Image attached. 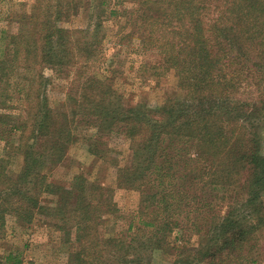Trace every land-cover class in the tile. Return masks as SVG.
Masks as SVG:
<instances>
[{
  "label": "trees",
  "instance_id": "16d2710c",
  "mask_svg": "<svg viewBox=\"0 0 264 264\" xmlns=\"http://www.w3.org/2000/svg\"><path fill=\"white\" fill-rule=\"evenodd\" d=\"M61 1L48 11L36 0L0 35V141L22 157L17 173L0 158V232L9 215L48 219L68 264H263L264 0H96L89 24L74 29L65 25L80 2ZM114 16L159 56L147 64L154 77L175 73L162 105H126L101 66ZM46 69L76 70L66 112L50 105ZM76 121L96 130L89 151L99 160L113 161L106 137L130 142L117 188L140 202L123 232L107 230L120 218L113 188L82 174L63 186L45 172L75 142ZM175 231L184 245L169 242ZM0 264L22 260L0 254Z\"/></svg>",
  "mask_w": 264,
  "mask_h": 264
},
{
  "label": "rangeland",
  "instance_id": "374dc122",
  "mask_svg": "<svg viewBox=\"0 0 264 264\" xmlns=\"http://www.w3.org/2000/svg\"><path fill=\"white\" fill-rule=\"evenodd\" d=\"M60 2L62 1L44 0L42 7L54 11L56 4ZM79 2V13L73 16L66 27L85 28L89 24L90 14L97 4L96 0ZM35 3L36 0H0V35L3 31L10 32L16 29L14 22L30 14ZM125 21L119 20L116 16L104 20L106 37L103 42L104 57L101 66L107 71L114 89L125 99L126 105L145 103L153 107L160 106L177 90L175 73L171 71L160 77L152 75V71L147 69V64L158 62L159 56L154 50L144 51L139 33H134V27L126 25ZM92 69L94 70V66ZM75 73L74 69L61 75L49 69L45 70V75L50 79L47 95L51 107L57 113L66 112L71 108L67 99L76 80ZM30 86L28 81L22 85L26 90ZM23 101H17V108L20 109L16 111L21 116L22 111L19 110L25 105ZM74 126L75 142L63 161L56 166L48 165L45 172L51 182L63 186H69L75 175L82 174L90 181L113 188L115 201L120 209V218L117 221L113 220L107 230L112 233L123 232L127 229L140 202L138 192L117 188V163L124 166L130 160V142L123 136L106 137L104 140L112 149L113 161H102L89 151L91 137L96 130L80 121H76ZM260 136L264 154V127L260 130ZM13 148V145L8 147L6 142L0 141V158H6L7 168L17 173L22 165V157ZM185 240L186 235L179 231H175L169 238L173 246H182ZM190 240L193 245L198 244L196 236ZM9 253L19 254L22 264H68L69 256L62 244L60 232L48 219L39 217L31 225H21L10 215L7 216L5 228L0 232V254L7 256ZM171 258L162 257L158 261L168 264Z\"/></svg>",
  "mask_w": 264,
  "mask_h": 264
}]
</instances>
